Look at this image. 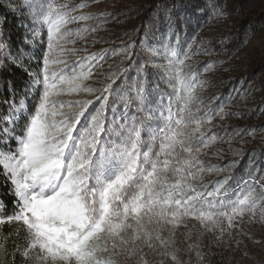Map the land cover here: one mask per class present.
<instances>
[{
    "label": "snow or ice",
    "instance_id": "1",
    "mask_svg": "<svg viewBox=\"0 0 264 264\" xmlns=\"http://www.w3.org/2000/svg\"><path fill=\"white\" fill-rule=\"evenodd\" d=\"M23 5L31 17L33 41L41 37L43 44L46 33V51L39 73L25 69L29 82L18 102L10 87L12 99L4 101L8 112L0 116V175L14 197L12 214L0 217V225L14 222L26 232V259L35 251L43 264H118L121 256L148 264L145 247L154 249L156 241V254L179 264V249L169 252V242L161 236L166 225L176 228L191 217L223 236L246 213L255 215L264 203V177L250 174L229 185L232 178L227 176L209 190H198L196 181L206 170L198 155L217 137L205 138L200 132L213 112H200L203 101L197 89L205 82L198 73L185 71L187 53L171 46L159 53L150 50L151 56L162 57L157 63L160 79L171 91L152 100L148 78L141 77L134 95H128L132 88L117 94L124 108L116 116L117 102L109 100L112 84L93 88L84 83L104 57L94 53L71 65L66 58L76 51L67 45L97 30L98 25L68 27L96 19L75 15L89 4L23 0ZM6 48L0 42V56L11 59ZM118 75L114 71L108 78L115 82ZM33 89L36 103L29 106ZM81 93L92 98L67 103L56 99ZM214 170L224 171L207 169ZM260 218L264 221V208ZM197 257L203 258L199 252Z\"/></svg>",
    "mask_w": 264,
    "mask_h": 264
},
{
    "label": "rangeland",
    "instance_id": "2",
    "mask_svg": "<svg viewBox=\"0 0 264 264\" xmlns=\"http://www.w3.org/2000/svg\"><path fill=\"white\" fill-rule=\"evenodd\" d=\"M14 2L23 7L30 22L31 17L24 8L23 0ZM58 2H67L69 7L88 3V7L75 15L96 17L68 26L75 30L85 25H98L96 31L78 38L74 45H67L76 51L66 58L71 65L94 53L104 57L84 83L93 88L112 84L109 100L110 103L117 102L116 116L124 108L117 94L123 95L132 88L128 95H134L135 85L141 77L148 78L146 87L152 90V100L157 93L171 91L167 83L160 79L162 69L157 67V63L162 57L151 56L150 50L159 53L164 47L171 46L188 54L185 71L198 73L199 80L205 82L202 88L197 89L198 100L203 101L200 112H213L211 122L204 123L200 132L205 138L217 137L198 155L203 162L201 166L206 169L196 181L198 190H209L227 176L232 178L229 180V185H232L239 180V175L252 171L254 177H264V0ZM218 11L223 14L217 15ZM30 37L33 40L31 28ZM42 38L45 41L43 44L40 43L41 37L35 41L46 51V33L42 34ZM114 71L119 73L115 82L108 78ZM157 84L159 88H154ZM86 98L92 97L83 93L56 97L66 103ZM94 104L98 105L99 101L94 100ZM129 111L131 113L134 109ZM108 115L112 119L111 110ZM142 135L146 138L147 131ZM261 164L263 167H260ZM208 168L224 171L209 172ZM256 187L259 191V184ZM261 208H264V203L257 207L254 216L246 213L242 220L234 221L230 234L226 232L223 236L218 229L208 231L191 217L184 218L176 228L166 225L161 236L169 242V252L179 249L176 253L179 264H264ZM1 214L2 207L0 217ZM224 223L226 226L227 222ZM7 225V230L3 229V224L0 225V264H43L37 259L35 251L30 254V259L22 255L27 247L26 232L18 229L14 222H7ZM153 243L154 249L145 247L148 264H177L170 256L157 255L159 242ZM189 245L195 247L189 250ZM198 252L202 254V259H198ZM116 259L118 264H137L136 257L124 259L121 256Z\"/></svg>",
    "mask_w": 264,
    "mask_h": 264
},
{
    "label": "trees",
    "instance_id": "3",
    "mask_svg": "<svg viewBox=\"0 0 264 264\" xmlns=\"http://www.w3.org/2000/svg\"><path fill=\"white\" fill-rule=\"evenodd\" d=\"M28 24L27 13L22 6L14 0H0V42L6 44V50L11 55V59L8 56H0V59L4 61L3 65H0V116L8 112L9 105L4 101H11L12 99L10 87L15 90L17 102L23 98V90L29 82V76L25 69L39 73L42 67V57L45 50L44 47L31 39ZM12 60L19 63H13ZM9 82H11V85H9ZM26 103L29 106L36 103L35 89L32 90ZM2 143L3 141H0V144ZM260 167H263V165L261 164ZM239 171L242 172V169H239ZM252 172L247 175H239V180L247 178L250 174L252 175ZM10 187V183L6 182L3 175H0V202L5 205L2 207L1 217L12 214L14 197L10 195ZM3 229H8L7 222L3 224Z\"/></svg>",
    "mask_w": 264,
    "mask_h": 264
}]
</instances>
